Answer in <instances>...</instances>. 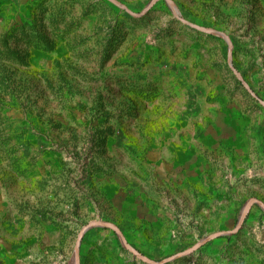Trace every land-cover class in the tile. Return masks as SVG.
Instances as JSON below:
<instances>
[{
    "label": "rangeland",
    "instance_id": "1",
    "mask_svg": "<svg viewBox=\"0 0 264 264\" xmlns=\"http://www.w3.org/2000/svg\"><path fill=\"white\" fill-rule=\"evenodd\" d=\"M254 199L264 0H0V264H76L97 221L80 264H264Z\"/></svg>",
    "mask_w": 264,
    "mask_h": 264
},
{
    "label": "water",
    "instance_id": "2",
    "mask_svg": "<svg viewBox=\"0 0 264 264\" xmlns=\"http://www.w3.org/2000/svg\"><path fill=\"white\" fill-rule=\"evenodd\" d=\"M253 201H257L258 203H260V204L264 207V203H263L262 201L257 200V199H256V200H255V199H254V200H251V202L247 205L246 211L243 213V216L241 217V219H240V221H239L238 227H240V226L243 224V222H244V220H245V217H246V214H247V210H248L250 204L253 203ZM98 224H99V225H103V226H107V227H110V228H112V229H114V230L119 231V228H118L117 226H115V225H113V224H110V223H108V222H104V221L90 222L89 224L85 225V226L82 228V230H81V232H80V234H79V237H78V240H77V243H76V247H75V258H76V264H80V263H79V246H80V244H81L82 236L84 235V233H85L88 229H90L91 227H93V226H95V225H98ZM233 232H234V231H224V232H222V233H220V234H230V233H233ZM212 237H213V236H212ZM210 238H211V237H210ZM123 240H124L125 245H128V243L125 241L124 238H123ZM131 249H132V248H131ZM192 250H193V249L191 248V249H189V250L182 251V252H180V253H178V254H176V255L170 257V258H167V259L164 260V261L156 262V261H153V260H151L150 258L146 257L145 255H142V254L139 253L138 251L132 249V251H133L134 253H136L139 257H141V259H143L144 261H146V262H148V263H150V264H163L164 262H167V261H169V260H172V259H174V258H176V257L182 256V255H186L187 253L191 252Z\"/></svg>",
    "mask_w": 264,
    "mask_h": 264
},
{
    "label": "crops",
    "instance_id": "3",
    "mask_svg": "<svg viewBox=\"0 0 264 264\" xmlns=\"http://www.w3.org/2000/svg\"><path fill=\"white\" fill-rule=\"evenodd\" d=\"M133 211L139 213L138 215L141 216V218L146 217V218H151L153 217V213L149 211L147 207H145L142 203L139 201H134V203H131Z\"/></svg>",
    "mask_w": 264,
    "mask_h": 264
}]
</instances>
